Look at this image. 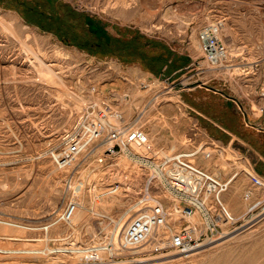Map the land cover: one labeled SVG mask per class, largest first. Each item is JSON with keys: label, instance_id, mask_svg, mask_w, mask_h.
Wrapping results in <instances>:
<instances>
[{"label": "rangeland", "instance_id": "rangeland-1", "mask_svg": "<svg viewBox=\"0 0 264 264\" xmlns=\"http://www.w3.org/2000/svg\"><path fill=\"white\" fill-rule=\"evenodd\" d=\"M218 20L231 27L232 66L202 73L199 32ZM207 87L253 100L261 114L264 0H0V264H264V184L241 165L264 177L249 155L212 139L193 119L214 109L224 124L249 127L248 107L219 93L203 98ZM105 106L124 117L107 123H129L144 139L115 152L102 139L60 167L52 152ZM200 145L211 156L196 160L226 182L222 198L238 222L187 257L157 250V235L142 248L119 247L153 163ZM150 190L178 230L177 198L163 187ZM71 201L80 204L67 222ZM92 249L101 260L87 263Z\"/></svg>", "mask_w": 264, "mask_h": 264}, {"label": "built area", "instance_id": "built-area-1", "mask_svg": "<svg viewBox=\"0 0 264 264\" xmlns=\"http://www.w3.org/2000/svg\"><path fill=\"white\" fill-rule=\"evenodd\" d=\"M224 23V20L208 22L199 32L201 55L197 61V70L202 73L232 66L226 62L229 48L223 32ZM95 110L79 123L67 140L65 149L60 153L52 152L60 167L74 163L80 154L102 139L110 143V152H115L116 146L128 147L144 139V133L138 127L129 123L119 127L106 122L110 117L123 121L121 112L107 106L99 108L97 112ZM104 131L107 132L105 137ZM199 154L210 157L211 151H205L204 145H200L192 150L171 153L153 163L150 186L145 188L138 200L137 215L127 223L119 247H143L156 234L160 237L157 250H173L187 257L200 246L222 238L226 235V227L238 222L239 219L222 198L227 188L226 182L197 162ZM152 185L169 190L177 198V219L183 220L178 230L169 225L170 212L151 193ZM77 206L75 201L67 204L62 215L64 221L69 222L73 218ZM192 217L201 220L192 222ZM85 257L87 263L101 260L99 251L93 249Z\"/></svg>", "mask_w": 264, "mask_h": 264}, {"label": "crops", "instance_id": "crops-1", "mask_svg": "<svg viewBox=\"0 0 264 264\" xmlns=\"http://www.w3.org/2000/svg\"><path fill=\"white\" fill-rule=\"evenodd\" d=\"M200 85H194L191 87V89H195L199 87ZM211 92H207V94L203 95V98H205L207 95H211L213 98L216 99L217 94L219 93L222 98L224 93L219 92V90L210 89L207 87ZM196 95H201V91H196ZM257 100L258 97H255ZM224 100V99H223ZM225 100L227 102H231L230 100L235 101L236 103H241L240 100L246 103V98L242 99L240 96H233L229 95L225 96ZM248 107V116L252 120L249 123H246L245 125H241L239 123V120L235 121L234 123H225L222 119H219V117H216L217 114L214 112V109L208 110V114L202 113L200 111H197V115L199 117H195L194 123L195 125L202 127L201 122L207 126L202 127L204 130L208 133V135L215 134V136H210L212 139L224 143V141H228L229 144H232L233 146H236L237 149H241L244 151L247 155L251 157V163L253 165V168H255L257 171L261 172L264 177V109H261V114H257L254 110V101L249 100L248 103H246ZM227 106V105H226ZM227 106L226 108H228ZM201 120V122H200ZM227 126V128L221 127V125Z\"/></svg>", "mask_w": 264, "mask_h": 264}, {"label": "bare ground", "instance_id": "bare-ground-1", "mask_svg": "<svg viewBox=\"0 0 264 264\" xmlns=\"http://www.w3.org/2000/svg\"><path fill=\"white\" fill-rule=\"evenodd\" d=\"M121 8V7H120ZM119 8V9H120ZM123 9V8H122ZM119 11V10H118ZM4 20V19H3ZM6 23V22H5ZM9 23V22H8ZM9 24H11V23H9ZM13 24V23H12ZM11 24V25H12ZM14 26V25H13ZM223 27H224V30H226V37H227V42H228V48H229V56H230V54H231V52H232V46H234L233 44H234V40H233V35L232 34H230V30L229 29H231V27L229 28V27H227V25L224 23V25H223ZM7 28H9L10 30L12 29L10 26H8L7 25ZM183 28V27H182ZM12 32H13V30H11ZM16 32V31H15ZM15 32H13V33H15ZM33 32V31H32ZM232 33V32H231ZM234 33V32H233ZM232 35V36H231ZM17 38V37H16ZM18 40V39H17ZM21 40V39H20ZM193 42V41H192ZM199 43H200V40H199ZM195 46H197V48H198V50H199V45H198V42H197V40H196V38H194V43H193ZM192 44V45H193ZM28 48V47H27ZM32 48V47H31ZM34 49V48H33ZM231 50V51H230ZM200 52V51H199ZM31 54V53H30ZM36 53H34V55H35ZM200 54V53H199ZM37 56H39L38 54L36 55V57ZM39 58V65H41L42 66V64H44V60H42V59H40V57H38ZM228 61L229 60H227L226 62L228 63ZM60 63V62H59ZM48 64V63H47ZM35 65V64H34ZM37 65V64H36ZM33 67V66H32ZM39 67V66H38ZM43 68V67H42ZM51 68V67H50ZM49 67H46V69H47V72L48 71H50L49 73H51V69H50ZM39 70V69H38ZM37 70V71H38ZM45 70V69H44ZM42 73H43V71H42ZM45 74V73H44ZM47 74V73H46ZM57 75V74H56ZM50 76V75H49ZM53 76V75H52ZM47 78V77H46ZM59 78V77H58ZM51 79V78H50ZM55 79V78H54ZM58 82V81H57ZM62 84V83H61ZM69 84V83H68ZM67 85V84H66ZM64 86V85H63ZM59 89H60V87H59ZM67 90V89H66ZM68 92V91H67ZM68 94V93H67ZM71 96V95H70ZM83 99V98H82ZM81 99V100H82ZM79 100V99H78ZM80 100V101H81ZM83 101H85L84 99H83ZM82 101V102H83ZM87 102V101H86ZM84 105V104H83ZM187 116V115H186ZM114 118V117H113ZM112 119V118H111ZM110 120V119H109ZM113 120V119H112ZM118 122V121H117ZM121 122V121H120ZM215 142V141H214ZM218 142V141H217ZM215 144H217V143H215ZM214 144V145H215ZM224 148V147H223ZM223 151V150H222ZM223 154V153H222ZM244 162H245V160H244ZM238 164V163H237ZM240 164V163H239ZM242 167H245V171L247 172V173H249L250 175H252L255 179H257V180H259V181H261L263 184H264V180H262L261 178H259L256 174H254L251 170H250V168L248 167V165H247V163L245 162V164H243V165H241V169H242ZM240 169V168H239ZM240 169V170H241ZM32 175V174H31ZM80 203L78 202V205H79ZM226 204H227V206H228V202H226ZM76 213V212H75ZM75 215V214H74ZM74 217V216H73ZM244 217V216H243ZM73 219V218H72ZM124 230H125V228H124ZM123 235H124V231H123ZM154 236H156V234L154 235ZM153 236V237H154ZM152 237V238H153ZM157 237H159L158 235H157ZM151 238V239H152ZM156 237H154L153 239H155ZM158 240V238H156V241ZM156 241H150L151 243H154V242H156ZM150 243V244H151ZM158 243V242H157ZM153 245V244H152ZM142 248V247H141ZM131 252V251H130Z\"/></svg>", "mask_w": 264, "mask_h": 264}, {"label": "trees", "instance_id": "trees-1", "mask_svg": "<svg viewBox=\"0 0 264 264\" xmlns=\"http://www.w3.org/2000/svg\"><path fill=\"white\" fill-rule=\"evenodd\" d=\"M4 1V0H3ZM45 1H47V2H50V0H45ZM10 5V4H9ZM22 5H26V6H28V5H30V9H33V4L32 3H30V2H24V3H22ZM35 8V7H34ZM71 11V10H70ZM70 11H69V13H70ZM69 13H67V15L69 16L70 14ZM118 44H121L120 42L118 43ZM104 45V44H103ZM124 47H126V46H128V45H123ZM117 48H119V47H117Z\"/></svg>", "mask_w": 264, "mask_h": 264}]
</instances>
